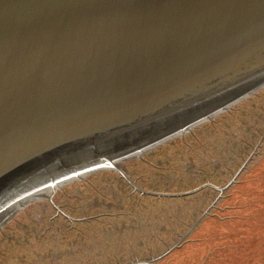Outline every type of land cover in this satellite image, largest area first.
I'll use <instances>...</instances> for the list:
<instances>
[{
    "label": "water",
    "instance_id": "water-1",
    "mask_svg": "<svg viewBox=\"0 0 264 264\" xmlns=\"http://www.w3.org/2000/svg\"><path fill=\"white\" fill-rule=\"evenodd\" d=\"M263 87L264 0H0V222L103 171L140 195L221 194L244 165L222 187L167 193L122 162Z\"/></svg>",
    "mask_w": 264,
    "mask_h": 264
},
{
    "label": "rangeland",
    "instance_id": "rangeland-1",
    "mask_svg": "<svg viewBox=\"0 0 264 264\" xmlns=\"http://www.w3.org/2000/svg\"><path fill=\"white\" fill-rule=\"evenodd\" d=\"M256 118L258 122L254 128L253 123ZM175 143V147L173 145L167 147L166 156L158 153L167 160L169 166L179 163L175 169L173 167L164 168L158 170L159 174H153L155 177L169 182L153 183L151 188L159 192L183 191L182 184L194 187V185L204 182L205 175H208L210 179L214 178L215 169L212 172L205 169L204 165L210 164L214 168L218 166L217 163H220L224 169H228L231 159L236 162L242 159L245 161L248 157L252 159L258 151V147L264 143V90L238 103L228 113L215 118L212 123L197 128L186 137V141H176ZM258 153L260 154L256 155L257 158L262 155V151ZM152 163L157 165V162ZM160 164L163 166L162 162ZM191 165L194 167L189 176L187 171ZM127 166L130 167L131 162ZM174 170L176 171L174 172ZM182 176H185V182L178 181V178ZM188 176L190 177L189 184ZM100 177H102L100 179L102 182L96 179L84 180L82 183L71 186L66 196L54 197L55 204L62 205L61 209L65 215L78 220L75 225H66L64 223V221L68 222L66 217L58 214L53 206L48 205L46 208L45 204L36 205L34 210L21 214L19 219L15 218L16 222L12 215L3 219L0 222V239H6L1 233L8 225L15 226L17 222L24 220L20 219L21 217L28 218V221L33 224L37 223L36 219L44 221L45 227L49 223H64L65 230H70L68 235L71 236L56 241H52L48 237L47 242H39L38 249H34L33 244H29L31 249L25 245L29 253H36L43 249L40 254L41 256L45 255L41 261L34 260L33 262L31 261L33 257L28 255V264L30 262H32L31 264H125L123 262L127 260L129 261L126 263L134 259L155 257V254H150L151 248L146 247L145 243L148 238L160 237L162 229L168 227L165 222L161 223L163 228L158 234L156 220L159 218L165 220L167 217L164 215V207L160 203H151L147 207L151 211L150 214L147 211L136 213L133 207L137 206L136 203L141 199L136 193L129 199L133 203L131 211L134 212L125 213L123 206L128 201L127 196L131 191L129 187L121 182V186L124 187L120 189L119 177V179L115 177L113 184L110 182L113 178L108 174ZM105 185H111L109 191L112 190L113 195L110 196L106 189L101 188ZM98 188L101 195L94 193L95 198L87 193L89 190L93 192ZM103 192H106V198L102 196ZM107 203H113L117 211L110 212L109 215L108 212H99L96 214V218L92 217L98 208L101 211L102 206L108 209L109 204ZM175 203L178 205H175L174 209L176 207L182 209L179 220L184 218L192 220L193 216L196 214L198 216L207 207L202 197L190 202L196 207L191 210L187 203H181V201ZM221 207L222 209H218L215 215L223 217V219L226 218L228 221L222 224H213L210 229H205L202 236L206 239L204 244L184 252L180 258L185 262L181 264H200L201 261L204 262L203 264H264V155L250 165L246 179L229 191V196L222 202ZM156 211H159L160 214L158 215ZM220 212L224 215H221ZM167 213V220L171 219V216L175 217L174 212L168 211ZM107 216L114 220H107ZM136 218L137 220H134ZM149 221V224L143 225ZM7 223L9 224L7 225ZM62 225L61 228L64 231ZM72 226L74 229H71ZM17 232L20 234V238L24 236L29 240L32 239V233L24 234V229L18 228ZM17 232L14 230L12 236L16 240H18ZM48 234L49 231H46L45 235L48 236ZM139 241L141 242L142 257H136L130 253ZM10 244L13 245L14 242L10 240ZM2 245L0 243V249ZM187 245L185 244L183 248L185 249ZM13 247L9 246V250ZM22 252L23 247L19 248L18 254L5 250L2 254L0 253V264H27L26 258L25 262L20 260L21 255L19 254ZM46 252L49 254H45ZM164 260L159 264L169 263Z\"/></svg>",
    "mask_w": 264,
    "mask_h": 264
},
{
    "label": "trees",
    "instance_id": "trees-1",
    "mask_svg": "<svg viewBox=\"0 0 264 264\" xmlns=\"http://www.w3.org/2000/svg\"><path fill=\"white\" fill-rule=\"evenodd\" d=\"M263 90H261V91H263ZM257 122H258V119L256 118L254 123H253L254 128H256ZM206 124H210V123H206ZM206 124H204L202 126H205ZM176 141H179V142L180 141H186V139L185 140L184 139L183 140L178 139ZM170 145H173L175 147L176 143L175 142H169V143L159 147L158 149H156V151L154 153H152L151 155H148L147 160L145 158L142 160H137L134 163H131L132 166L129 168V170L132 172L133 178L136 179L138 181V183H140L141 186L144 187L145 189H153V188H151V186L155 182L169 183L168 181H163L159 177H155L154 175L159 174L158 170H162L164 168H171V167H173L175 169V166H177L179 164L178 163V164H174L173 166H169L167 160H165L164 158H162L158 154L160 152V154L162 156H166L168 153V151H166L167 147ZM261 151H262V155H264V143L260 147H258L257 153L253 156L252 159L249 160L246 167L243 169V171L236 178L235 182L228 189H226L219 197H218L219 193L217 191H214L211 188H204L194 195L182 197V198H158V197H151V196H143L136 203L137 206L133 207V210L136 208V213H139L141 211H147L150 214L151 211L147 207L151 203H160L164 207L165 213H166V214L164 213V215H167V217H168V213H167L168 211H172L175 213V217L171 216V219L167 220V217H166L165 220L160 219V218L156 220L158 234L160 233L161 229L163 228L161 223L165 222V224L168 227L165 229H162L160 237H153L150 239L148 238V240L146 241L145 244H146V247L151 248L150 254H155V256H156L158 253L164 252L167 249V247L172 246L188 230L191 229L189 235L185 238V240L180 244L179 247L175 248L173 251H171L169 254H167L164 258L159 259L158 261H155L154 264H159L160 261H162L164 259H165L164 260L165 262L166 261L169 262L166 264L184 263L185 260H182L180 258L181 255L189 249L195 248L197 246H202L204 244V242L206 241V239H204L202 237L203 231H205V229H210L211 227H213L212 226L213 224L217 225V224H222L225 221H228V219H226V218L223 219V217H219V216L215 215V213L217 212L218 209H222L221 204L229 196V191L234 186L236 187L237 185L241 184L246 179V176L248 174V168L250 167V165H252L255 160H258L259 158L262 157V155L259 156L258 158L256 156V155L260 154L258 152H261ZM222 155H224V154L222 153ZM243 160L244 159L236 162V161H234V159H231L229 162V165H228V169H224L220 163H217L218 166H215L214 168L210 164L204 165L205 169L211 170L212 172L215 169L214 175H213L214 178L210 179L208 175H205L204 176V182H210V183L214 184L215 186H223V185L227 184L228 181L233 176V174L239 170V168L241 167L240 166L241 163L244 162ZM152 162H157V165H154ZM160 162H162L163 166H161ZM164 165H165V167H164ZM193 167H194V165L190 166L189 171H187V175L190 176V173L193 171V169H192ZM175 171L176 170H174V172ZM189 176H188V180H187L188 184L190 183V177ZM96 179L102 182V180H100V179H102V177L97 176ZM185 180H186L185 176L178 178V181H180V182H183V181L185 182ZM204 182H200L197 185H194V187H192L190 185L185 186L182 184V187H183L182 190L188 191L192 188L198 187L199 185L203 184ZM176 192H179V191H176ZM201 197L206 202L205 206H207V207L205 208V210L200 212V214H198V216H197V214H196V216H193L192 220L190 218H187V219L184 218L182 220H179L178 218H179L180 214L182 213V209H180L179 207H176L174 209L175 205H178L175 202L181 201V203H187V205L189 206V210H191V209L196 208V207H195V204H190V202L196 201L198 198H201ZM128 205H129V201H128ZM127 207H128L127 204H125L123 206V208H127ZM102 208H103L102 211H104V212H106V211L116 212L117 211L115 206H112L111 208H108V209L102 206ZM129 208L131 209V207H129ZM131 210H127V211L130 214H131V212L135 211V210L134 211H131ZM227 211H229V210H227ZM156 212H158V215L160 214L159 211H156ZM33 214L35 215V213H33ZM220 214L224 215V213H222V212H220ZM20 219H24V220H21V222H17V224L15 226L8 225V227L5 228L4 232L1 233L2 235H4V237L6 239L5 240L0 239V243L3 244L1 249H0V253L2 254V252H4L6 250V252H14L15 254H18L19 248L23 247L24 254H23V252L19 254V255H21V257H20L21 262H25V258H26L27 264H28L29 263L28 262V255L33 257V259L31 260L32 262L34 260L41 261L43 258H45V255L41 256V254H40V252L43 249H40V251H38L36 253H29L28 249H27L29 247V244H33L34 249H38L39 242H42V241L47 242L46 239H48V237H50L52 241L67 239V238L71 237L70 235H68L70 230H65V226H64V223L66 224L65 221H64V223H61V222L49 223L48 226L45 227L44 221H40V220L36 219L37 223L33 224V223H31V221H28V218H21L20 217ZM198 219H201V220L198 222L197 225L194 224ZM15 222H16V220H15ZM149 223H150V221L148 223L143 224V225H147ZM61 224H63L62 226H63L64 231H62ZM151 224H152V222H151ZM66 225H68V224H66ZM69 225H71V223H69ZM72 225H74V224H72ZM72 227H71V229H72ZM18 228H20L21 230L24 229V234L25 233H32V237H31L32 239L29 240L24 236H23V238H20V236H19L20 234L17 232ZM14 230H16V232L18 234V240H16L15 237L12 238V236L14 234L13 233ZM46 231H49L48 236L45 235ZM43 235H45V237H42ZM9 239L14 242L13 245L10 244ZM185 244H188V245H187V247L185 246L186 248L184 249L183 246ZM25 245H27V248ZM9 246H14V247L9 250ZM135 248L140 249V247L138 245ZM45 254H49V253L46 252ZM39 255L41 257H38ZM205 257H206V255H205ZM127 261H129V260H127ZM127 261H124L123 263H126ZM32 262H30V264ZM203 263H204L203 261L200 262V264H203Z\"/></svg>",
    "mask_w": 264,
    "mask_h": 264
},
{
    "label": "flooded vegetation",
    "instance_id": "flooded-vegetation-1",
    "mask_svg": "<svg viewBox=\"0 0 264 264\" xmlns=\"http://www.w3.org/2000/svg\"><path fill=\"white\" fill-rule=\"evenodd\" d=\"M136 160H138V159H128V160H126V161H124V162H122V167H123V169H124V171H125V173L128 175V176H130V173H129V171L127 170V168H128V166H127V164L128 163H132V161H136ZM132 166V165H131ZM130 166V167H131ZM105 174H108L111 178H114V177H119V178H121L120 179V182H122V183H125V180H124V177L122 176V175H119L118 173H113V172H109V171H103V172H96V173H90V174H88V175H86L85 176V178L84 179H82V180H77V181H73V182H71V183H69V184H67V185H63V186H61V187H59L58 189H56V191H55V193H54V195H53V202H54V197L55 196H58V197H64V196H66L68 193H69V190H70V187L71 186H74V185H76V184H78V183H82V181H91V180H93V179H96L97 178V176H102V175H105ZM118 178V179H119ZM97 180V179H96ZM110 182H112V180L110 181ZM111 184H113V182L111 183ZM126 184V183H125ZM128 185V184H127ZM115 186H116V184H115ZM115 186H113V187H115ZM124 186H121V184L119 185V188L121 189V188H123ZM102 189H106V191H108L109 192V195L111 196V195H113V192H112V190H110L109 191V188H111V185L110 186H107V185H105V186H103V187H101ZM97 191H98V193L101 195V192L99 191V188L98 189H96ZM90 196H92V198H95V195H93L94 193H96V192H92V191H88L87 192ZM43 195L45 194V192H43L42 193ZM104 194V192L102 193V195ZM50 194L49 193H47V194H45V197L44 198H42V199H39V200H36V201H34V202H32V203H30V204H28V205H26L25 207H23V209H18V210H16L13 214H12V216H13V220H15V218H17L18 219V217L21 215V214H23V213H25V212H29V211H32V210H34L35 208H34V206H39V205H43V204H45L46 205V208H47V206L48 205H50V206H52L51 205V203L46 199V196H49ZM58 207H59V209L62 207V205H57ZM98 206V205H97ZM56 207V206H55ZM56 209V208H55ZM59 209H56V211L58 212V214H60L59 213ZM61 210V209H60ZM96 210V209H95ZM12 221V220H11ZM10 223V222H9ZM9 223H7V225L9 224ZM6 225V224H5Z\"/></svg>",
    "mask_w": 264,
    "mask_h": 264
},
{
    "label": "crops",
    "instance_id": "crops-1",
    "mask_svg": "<svg viewBox=\"0 0 264 264\" xmlns=\"http://www.w3.org/2000/svg\"><path fill=\"white\" fill-rule=\"evenodd\" d=\"M125 203H126V201H125ZM133 205V203L131 202V201H129V205H128V201H127V210H131L129 207H131ZM127 210H125L124 212L126 213V212H128ZM135 210V212H136V208L134 209ZM135 220H137V218L135 219ZM137 245L140 247V249H137V248H133L131 251H130V253L131 254H133V255H135L136 257H142L141 256V242L139 241L138 243H137ZM129 253V254H130Z\"/></svg>",
    "mask_w": 264,
    "mask_h": 264
}]
</instances>
